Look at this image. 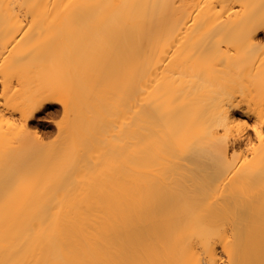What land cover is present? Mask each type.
Listing matches in <instances>:
<instances>
[{"label":"bare ground","instance_id":"bare-ground-1","mask_svg":"<svg viewBox=\"0 0 264 264\" xmlns=\"http://www.w3.org/2000/svg\"><path fill=\"white\" fill-rule=\"evenodd\" d=\"M0 264H264V0H0Z\"/></svg>","mask_w":264,"mask_h":264},{"label":"rangeland","instance_id":"rangeland-1","mask_svg":"<svg viewBox=\"0 0 264 264\" xmlns=\"http://www.w3.org/2000/svg\"><path fill=\"white\" fill-rule=\"evenodd\" d=\"M60 113L61 112L57 106L49 107L44 115H39L34 121V125L32 126L33 132L35 131L45 140H52L50 138L54 137L53 134H55L56 131L55 126H57L55 124H59L63 121V116Z\"/></svg>","mask_w":264,"mask_h":264}]
</instances>
